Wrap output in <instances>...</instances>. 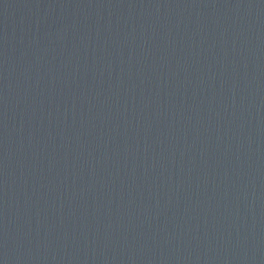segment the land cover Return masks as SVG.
Returning a JSON list of instances; mask_svg holds the SVG:
<instances>
[{
    "label": "water",
    "instance_id": "obj_1",
    "mask_svg": "<svg viewBox=\"0 0 264 264\" xmlns=\"http://www.w3.org/2000/svg\"><path fill=\"white\" fill-rule=\"evenodd\" d=\"M0 264H264V0H0Z\"/></svg>",
    "mask_w": 264,
    "mask_h": 264
}]
</instances>
